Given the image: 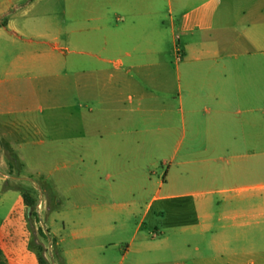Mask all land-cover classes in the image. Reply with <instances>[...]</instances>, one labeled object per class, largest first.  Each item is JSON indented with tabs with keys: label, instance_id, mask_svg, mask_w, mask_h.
<instances>
[{
	"label": "crops",
	"instance_id": "1",
	"mask_svg": "<svg viewBox=\"0 0 264 264\" xmlns=\"http://www.w3.org/2000/svg\"><path fill=\"white\" fill-rule=\"evenodd\" d=\"M95 2V12L77 22L64 12L62 23L0 4V264H40L24 233L23 182L49 181L60 167L48 160L28 178L18 171L15 135L30 125H77V137L50 144L77 148L79 183L69 189L110 195L92 207L102 214L134 210L127 195L151 184L144 221L155 203L195 216L184 231L206 238L210 254L196 247L165 264H264V0ZM158 165L162 178L152 182ZM43 204L37 225L71 264L66 226H79L73 241L86 229Z\"/></svg>",
	"mask_w": 264,
	"mask_h": 264
},
{
	"label": "rangeland",
	"instance_id": "2",
	"mask_svg": "<svg viewBox=\"0 0 264 264\" xmlns=\"http://www.w3.org/2000/svg\"><path fill=\"white\" fill-rule=\"evenodd\" d=\"M2 1L4 0H0V4ZM13 1L14 5L11 12H25L30 16H53L55 23H62L64 12L69 13L72 22H77L81 14L85 12L92 13L98 9L95 0ZM38 106L35 103L32 108ZM36 127L30 125V128L26 129V126H23L21 134L15 135L16 139H14L23 144L22 149L19 151L23 159V166L15 165L12 162L13 157L7 147H4L3 153L8 161L17 167L18 171L22 170L21 172L27 176L26 178L32 175L30 173L33 171L31 167H36L41 161H45L43 164L46 165L49 163L47 161L50 160L53 161L50 162L52 166L55 164L60 167L59 171L55 172L49 181L46 178L31 176L29 179H24L23 182L22 192H32L36 201V216L27 220L24 215V233L32 237V242L33 239L37 238L36 233H40L39 238L43 240L41 247L45 252V264H64V262L55 247L52 249L51 254L53 255L51 257L46 254L49 245L48 237L37 225L41 221V213L44 212V204L41 207L42 200L47 202L50 209L59 206L66 218L72 219L75 223L80 221L83 223L80 227L86 229L85 237L73 241L69 237V231L79 226H66L67 237L63 248L68 251L67 258L71 264H119L122 256L127 251L128 255L122 261V264H165L174 260V256L179 253L193 255L196 247L204 255L210 254L206 238L195 236L191 231H184L182 224L194 219L193 214H180L171 210V207L165 208L162 204L155 203L149 210L147 219L143 220L144 214L147 212L148 202L155 194L151 184L145 185L146 190L142 193L136 191L131 195H127L130 199L136 200L134 210L120 208L102 214L99 210L93 209V206H103V204L110 201V195L95 193L89 188L83 189L82 193L75 189H69V186L79 183L78 165L73 161L74 157H77V148L72 146L62 147V143L54 147L50 144V140L54 138L62 139L64 134L65 137H77V125H72L70 132L63 131L61 128L50 130L46 125H40L38 130ZM39 141H42V144H35ZM35 156H37L36 160L30 161V158ZM50 156L55 158L50 159ZM64 164L67 165L66 168H62ZM151 172H153L150 176L152 182L162 178L163 169L161 165L151 169ZM63 176H69L70 179L65 180ZM142 182L143 184L144 182L147 183V178L142 179ZM51 183H56L55 191ZM6 186L11 187L9 184H6ZM31 186L36 187L38 192H34ZM44 187H47L50 197L45 196L42 192ZM74 206H80L81 209L75 210ZM160 210L165 212L164 219L158 216ZM52 218V215L47 217L46 224H51ZM154 225L159 227L157 231L154 229ZM55 227L61 228L58 222Z\"/></svg>",
	"mask_w": 264,
	"mask_h": 264
},
{
	"label": "trees",
	"instance_id": "3",
	"mask_svg": "<svg viewBox=\"0 0 264 264\" xmlns=\"http://www.w3.org/2000/svg\"><path fill=\"white\" fill-rule=\"evenodd\" d=\"M4 26H5V22H1L0 23V27H4ZM42 192L44 193L45 196L50 197V195H49V193L47 191V187H44ZM22 198H23L24 206L26 208V219L29 220L31 217H35L36 216V214H35V212H36V201L34 200L33 197L30 196L29 193H26V192H22ZM34 245L38 249L40 264H45L46 261L43 258V255H41V253L44 252L43 248L40 246V244H35L34 243Z\"/></svg>",
	"mask_w": 264,
	"mask_h": 264
},
{
	"label": "flooded vegetation",
	"instance_id": "4",
	"mask_svg": "<svg viewBox=\"0 0 264 264\" xmlns=\"http://www.w3.org/2000/svg\"><path fill=\"white\" fill-rule=\"evenodd\" d=\"M37 230H38V228H37ZM36 235L37 236H40V233H36ZM37 239H35V241H34V243L35 244H40V246H41V243L39 242V241H37ZM43 248V247H42ZM52 249H53V246H52V244L51 243H49V245H48V247H47V252H46V254H48V256L49 257H51L53 254H51L52 253ZM44 250V249H43ZM43 258L45 259V252L43 253ZM46 258H47V256H46ZM46 260V259H45Z\"/></svg>",
	"mask_w": 264,
	"mask_h": 264
}]
</instances>
